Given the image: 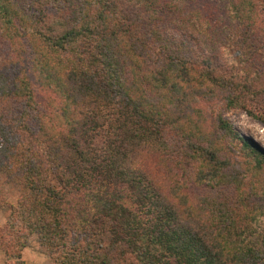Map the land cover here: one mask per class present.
<instances>
[{"label": "trees", "instance_id": "16d2710c", "mask_svg": "<svg viewBox=\"0 0 264 264\" xmlns=\"http://www.w3.org/2000/svg\"><path fill=\"white\" fill-rule=\"evenodd\" d=\"M199 1L0 0L4 264H264V151L200 110L264 126V0Z\"/></svg>", "mask_w": 264, "mask_h": 264}, {"label": "rangeland", "instance_id": "374dc122", "mask_svg": "<svg viewBox=\"0 0 264 264\" xmlns=\"http://www.w3.org/2000/svg\"><path fill=\"white\" fill-rule=\"evenodd\" d=\"M192 6L198 10L199 19L205 20L209 24L206 31L208 39L218 37V32L223 30V27L226 28L227 19L223 15V11L220 10L221 7L215 8L214 5H207L204 0L197 2ZM186 11H188V8ZM258 20H260V22H256L251 32H254L253 42L261 48L264 53V16L260 15ZM7 45L8 44L5 41L0 43L1 53L7 51ZM216 59L217 64L223 66V59H221V57ZM200 106V110L203 112L207 121H212L217 114L221 115L234 131L241 134L243 137L250 139L264 151V126L261 123L250 119L243 112L234 110L225 111L221 104L217 102ZM26 192L27 190L15 181L6 183V176L0 173V198L3 201L14 205ZM124 204L130 209L134 206L131 204L130 199L127 196L124 198ZM7 220V209L0 208V228L5 226ZM21 260L24 264H51L47 251L39 244L34 236H30L25 240V248L21 252ZM4 261L5 257L0 251V264H4Z\"/></svg>", "mask_w": 264, "mask_h": 264}]
</instances>
